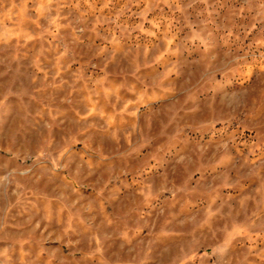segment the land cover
Returning <instances> with one entry per match:
<instances>
[{
	"label": "rangeland",
	"instance_id": "1",
	"mask_svg": "<svg viewBox=\"0 0 264 264\" xmlns=\"http://www.w3.org/2000/svg\"><path fill=\"white\" fill-rule=\"evenodd\" d=\"M0 264H264V0H0Z\"/></svg>",
	"mask_w": 264,
	"mask_h": 264
}]
</instances>
